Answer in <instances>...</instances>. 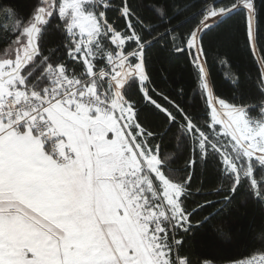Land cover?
I'll return each instance as SVG.
<instances>
[{"label": "snow or ice", "instance_id": "snow-or-ice-1", "mask_svg": "<svg viewBox=\"0 0 264 264\" xmlns=\"http://www.w3.org/2000/svg\"><path fill=\"white\" fill-rule=\"evenodd\" d=\"M193 7L181 32L180 0L153 5V20L133 0H0V264H217L194 255L196 234L250 202L264 211V0ZM241 32L257 85L238 76L226 100L209 59ZM179 54L202 115L150 71ZM212 161L221 183L206 190L197 174ZM259 239L223 264H264V223Z\"/></svg>", "mask_w": 264, "mask_h": 264}, {"label": "trees", "instance_id": "trees-1", "mask_svg": "<svg viewBox=\"0 0 264 264\" xmlns=\"http://www.w3.org/2000/svg\"><path fill=\"white\" fill-rule=\"evenodd\" d=\"M23 4L25 0H18ZM161 0H133L134 6L139 7L140 15L146 20H153L152 6L158 5ZM185 5L183 15L175 23L179 25L181 32H187L196 23L197 18L194 15L198 11V0H180ZM259 3V0H258ZM158 23V21H156ZM209 46H216V34L207 38ZM228 56L223 61L217 60L213 55L209 59V72L211 83L217 95L226 100H231L239 94L235 87L236 78L239 76L244 81V88L254 89L257 85L258 73L250 58L248 51L244 46L242 32L235 36L225 49ZM150 71L156 77V83L165 92L182 87L186 93L187 102L192 105L189 111L193 115L203 114L202 101L195 97L197 85L195 82L194 71L188 64V58L182 54L176 55L170 61L162 60L159 57L153 58ZM164 71L167 80L159 78L160 73ZM164 148L174 150V144L171 140L166 141ZM183 155L176 163L177 169L183 166ZM197 185H203L206 190H212L214 185H219L221 180L215 170V162L212 161L206 168L198 171ZM236 204L241 200H249L247 189L238 191ZM212 199H222V197L213 196ZM202 202V200H201ZM261 205L256 202H250L246 209H239L236 214L226 213L217 217L206 228L196 234L194 244L195 256H207L217 261V264H223L226 258H243L245 255L260 247V228L264 223V211H261ZM223 227L226 232L231 234V239L216 240L215 231Z\"/></svg>", "mask_w": 264, "mask_h": 264}, {"label": "water", "instance_id": "water-1", "mask_svg": "<svg viewBox=\"0 0 264 264\" xmlns=\"http://www.w3.org/2000/svg\"><path fill=\"white\" fill-rule=\"evenodd\" d=\"M211 80V79H210Z\"/></svg>", "mask_w": 264, "mask_h": 264}]
</instances>
